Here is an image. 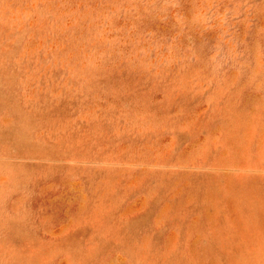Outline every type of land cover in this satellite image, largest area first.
I'll return each mask as SVG.
<instances>
[{"label":"rangeland","instance_id":"374dc122","mask_svg":"<svg viewBox=\"0 0 264 264\" xmlns=\"http://www.w3.org/2000/svg\"><path fill=\"white\" fill-rule=\"evenodd\" d=\"M0 264H264V0H0Z\"/></svg>","mask_w":264,"mask_h":264}]
</instances>
